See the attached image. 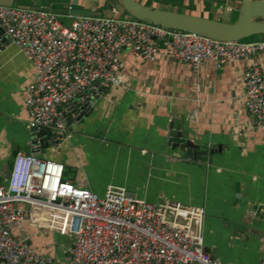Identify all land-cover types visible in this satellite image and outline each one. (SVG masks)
I'll return each instance as SVG.
<instances>
[{
    "label": "crops",
    "instance_id": "obj_1",
    "mask_svg": "<svg viewBox=\"0 0 264 264\" xmlns=\"http://www.w3.org/2000/svg\"><path fill=\"white\" fill-rule=\"evenodd\" d=\"M56 1L27 5L106 9L104 0H68L72 6L67 7ZM240 1L145 4L209 19L226 13L233 22ZM159 47L155 61L120 52L124 83L107 90L89 113L68 125L65 140L48 149L46 157L63 164L65 180L83 183L99 196L116 186L149 204L170 200L202 208V243L217 264H264V132L252 126L241 85L250 66L259 67L264 77V54L222 65L205 61L190 68L168 58L163 43ZM33 72L15 46L0 44L1 170L16 152L29 150L24 99ZM175 119L177 132L196 146L191 157L169 140ZM68 169L74 173L71 178L65 176ZM57 222L26 221L24 229L36 252L52 257L53 264H66L72 237L50 224ZM12 233L17 235L16 230Z\"/></svg>",
    "mask_w": 264,
    "mask_h": 264
},
{
    "label": "built area",
    "instance_id": "obj_2",
    "mask_svg": "<svg viewBox=\"0 0 264 264\" xmlns=\"http://www.w3.org/2000/svg\"><path fill=\"white\" fill-rule=\"evenodd\" d=\"M69 17L66 27L56 14L0 5V44L15 46L34 68L24 99L29 150L15 153L8 177L0 168V264H53L32 248L24 229L41 218H56L50 224L72 237L66 264H217L202 243V208L149 204L116 186L99 196L65 180L63 164L46 150L60 145L67 126L107 90L124 83L120 52L155 61L163 43L168 58L196 68L264 54V40L218 41L116 12ZM241 79L252 126L264 132L261 69L250 66Z\"/></svg>",
    "mask_w": 264,
    "mask_h": 264
},
{
    "label": "water",
    "instance_id": "obj_3",
    "mask_svg": "<svg viewBox=\"0 0 264 264\" xmlns=\"http://www.w3.org/2000/svg\"><path fill=\"white\" fill-rule=\"evenodd\" d=\"M31 1L34 2L36 0ZM104 1L106 9L98 12L69 8H51L38 5H18L17 0H0V5L9 7L18 6L28 10L44 11L56 14L57 16H113L116 12L166 29L195 33L218 41H239L254 36H264V0H241L237 18L233 22H229L228 14L226 13L223 14L221 19H209L170 11L163 5L153 7L138 0ZM177 131L178 124L175 119L169 134L170 142L174 147L179 146L182 150H185L188 156L191 157L196 146L189 140H185L184 135ZM9 170L10 164H6L2 169L5 177H8Z\"/></svg>",
    "mask_w": 264,
    "mask_h": 264
},
{
    "label": "rangeland",
    "instance_id": "obj_4",
    "mask_svg": "<svg viewBox=\"0 0 264 264\" xmlns=\"http://www.w3.org/2000/svg\"><path fill=\"white\" fill-rule=\"evenodd\" d=\"M30 1L31 0H22V2L25 3V4L29 3ZM52 1L54 2L56 0H36V1L32 2V3H36V4H40L41 5V4H45V3L46 4L52 3ZM62 1L63 2L60 3V1L57 0L56 4H59L60 6H63V7L72 6V4L67 2L68 0H62ZM138 1H140V2H142L144 4L146 3V0H138ZM96 2H98V1L96 0ZM90 3H91V1L89 0V4ZM58 18L61 21L63 26H66V27L69 26V23L71 21V18L69 16H58ZM255 37L256 36H254L252 38H255ZM249 39H251V38H249ZM46 153H48V149L46 150ZM73 175H74V173H73L72 170L68 169L67 171H65L66 178H71Z\"/></svg>",
    "mask_w": 264,
    "mask_h": 264
},
{
    "label": "trees",
    "instance_id": "obj_5",
    "mask_svg": "<svg viewBox=\"0 0 264 264\" xmlns=\"http://www.w3.org/2000/svg\"><path fill=\"white\" fill-rule=\"evenodd\" d=\"M32 1H30L29 3H31ZM29 3H27V4H29ZM17 4L19 5V4H23V5H26L25 3H23L22 2V0H17ZM65 179V178H64Z\"/></svg>",
    "mask_w": 264,
    "mask_h": 264
}]
</instances>
